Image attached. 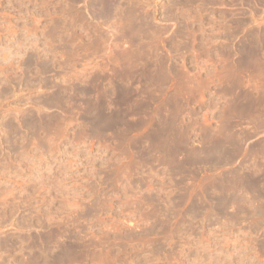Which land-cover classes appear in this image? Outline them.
Masks as SVG:
<instances>
[{
    "label": "rangeland",
    "instance_id": "1",
    "mask_svg": "<svg viewBox=\"0 0 264 264\" xmlns=\"http://www.w3.org/2000/svg\"><path fill=\"white\" fill-rule=\"evenodd\" d=\"M0 264H264V0H0Z\"/></svg>",
    "mask_w": 264,
    "mask_h": 264
}]
</instances>
